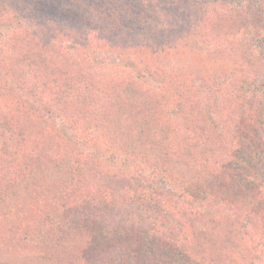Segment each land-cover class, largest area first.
Segmentation results:
<instances>
[{"label": "trees", "instance_id": "1", "mask_svg": "<svg viewBox=\"0 0 264 264\" xmlns=\"http://www.w3.org/2000/svg\"><path fill=\"white\" fill-rule=\"evenodd\" d=\"M94 5L102 13V5ZM111 10L108 8L109 14ZM129 26L124 29L134 32L124 33L127 38L122 42L126 45H112L110 35L102 29L103 34H98L92 26L86 30V40L96 45L104 42L109 49L119 48L123 53H140L147 61L143 62L146 72L113 66L104 73L91 65L92 58L84 60L88 58L83 52L86 47L65 50L67 61L77 59L80 73L73 66L60 72V99L65 108L57 116L50 97L55 92L45 83L29 78L21 81L15 68L13 87L4 86L0 76V226L5 224L8 242L23 245L30 241L36 245L35 239H40L37 246L43 247L49 245L46 233L53 228L58 229L53 234L61 233L54 236L56 241L67 239L79 226L75 221L80 215L82 222L90 220V224L82 223L87 232L81 234L83 237H91L95 231L104 238L120 239V245L129 239L124 244L127 249L123 245L115 254L105 252L103 245L97 246L100 252L96 250L95 262L99 264H132L130 256L138 255L144 247L151 249L152 241L163 256L161 262L167 256L179 261L184 258L187 263L215 264L208 256L213 249L222 250L210 242L215 228L223 230L227 240L241 244L243 262L249 259V264H264V92L255 86L246 88V100L240 109L227 100L229 108L221 127L216 125V109L207 112L201 105L198 113L194 111V97L184 96L177 108L179 102H173L174 96L156 97L162 89L172 96V85L163 84V80L152 86L142 79L143 73L150 76L155 72V56L161 50L154 44H139L141 28L137 24ZM118 27L121 22L113 21L107 29L117 34L114 31ZM19 35L23 36L18 37L21 43L33 42L39 50L47 49L44 47L51 42L39 41L37 34L26 29ZM259 39L263 42L264 35ZM4 44H0V74H9L13 50ZM23 51L21 48L19 54ZM148 62L154 63V69ZM96 77L100 84L94 81ZM112 88L136 100L142 96L140 103L146 112L113 111V98L104 96ZM223 102L218 107H224ZM170 103L184 110L180 120L169 111ZM55 119H59L57 126ZM176 139L178 144L174 143ZM108 162L114 172L107 175V180L120 178L122 184L108 183L101 191L79 192L73 197L68 194L72 199L63 206L66 226L41 218L30 228L25 224L23 207L15 205L17 214L12 212V204L16 200L20 204L22 195L33 190L35 177L50 170L60 174L62 170L73 185L85 180L88 169L102 168ZM11 212L14 220L9 218Z\"/></svg>", "mask_w": 264, "mask_h": 264}, {"label": "rangeland", "instance_id": "2", "mask_svg": "<svg viewBox=\"0 0 264 264\" xmlns=\"http://www.w3.org/2000/svg\"><path fill=\"white\" fill-rule=\"evenodd\" d=\"M94 4L102 5V13L94 8ZM108 8L112 9L110 14ZM43 10H46L45 13L42 12ZM106 19H110V22L107 23ZM113 21L121 22V27L114 31L117 34H110L107 29ZM130 24L133 26L137 24L142 30L139 33V44L145 46L154 44L161 50L158 56H155L154 66L157 71L155 69V72L149 73L150 76L143 73L142 77L152 86L163 80L165 81L163 84L172 85V96L164 93L162 89L157 93V98L174 96L173 102H179L178 108L182 105L181 99L184 96L194 97L197 101L194 111L198 113L201 105L207 112L216 109L215 115L218 119L216 125L221 127L224 125L223 119L229 108L227 100H232L239 108V105L243 106L246 100V88L255 86L264 92V41L260 42L259 39L264 35V0H152L151 2L150 0H0V44L6 43L5 48L13 50L10 57L14 62L11 64L13 69L9 74L5 72L0 74L1 82L6 87H13L15 83L13 78H16L13 77L15 68L16 75L20 73L22 77L21 81L29 78L31 81L37 79L42 84L45 83L49 91L55 92L50 97L53 99L57 116L59 110L65 108L64 100L60 99L63 96L60 72L71 66L79 72L76 67L77 59L67 61L65 50L86 47L83 52L88 54V58L84 60L90 61L92 58L91 65L97 69L102 68L100 70H104V73H109L106 72L107 69L113 66L128 70L136 68V71L144 69L146 72L143 62L147 61H144V56L140 53L131 50L123 53L119 48L109 49L107 45L104 46V42H98L96 45L94 41L90 43V39L86 40V30L92 26L97 28L98 34L102 29L105 34L110 35L112 45L116 43L126 45L122 42L127 38L124 33L134 32L132 28L124 29L130 27ZM25 29L37 34L41 42L51 41L44 47L47 49L39 50V46L33 45V42H30V45H26V42L21 43L18 37L21 39L23 36L19 35V32H24ZM71 34L72 36L69 37ZM68 46L71 47L68 49ZM21 48L24 51L19 54ZM73 56L76 57V53ZM151 63L148 62L152 66L154 63ZM32 76L35 78L32 79ZM94 81L100 84L97 77ZM110 86H113L112 81ZM104 96L113 98V111L146 112L145 106L140 103L142 96L136 100L132 95L124 96L115 88H112L110 93L105 92ZM223 99L224 107H218ZM174 106L170 103L168 109L180 120L184 110L179 111ZM58 120L54 121L56 126ZM178 126L181 127L183 124L179 123ZM174 143L178 144V140L176 139ZM101 169L103 172H98ZM115 169L119 172L116 167ZM113 170L109 162L99 169L95 166L88 169L85 180L73 185L69 184L70 181L64 171L61 170L60 174H56L50 170V173L48 171L32 180L33 190L22 195L20 204L16 202L17 200L12 204V212L17 214L14 210L15 205L23 207L25 224H29L30 228L37 226L34 222L42 221L41 218L66 226L63 206L73 196H77L79 192L101 191L108 183L113 186L122 184L120 178L107 180V175L114 172ZM68 194H72V197L69 198ZM12 212L9 218L14 220L15 216ZM18 215L22 216L21 213ZM75 223H79V226L74 227L75 232L71 231L67 239L56 241L57 238L54 236L61 233H53L58 229L53 228L46 233L49 245L43 247L37 246V240L40 239H35L36 245L30 241L23 245L8 242L3 224L0 226V264H99L98 261L95 262L97 246L103 245L105 252L115 254L126 242H129L127 238L125 243L120 245V239L107 236L104 238L95 231L91 237H83L81 234L87 235V232L82 223L90 224V220L82 222L78 215ZM212 229L213 227L210 230ZM218 229L215 228L216 232L213 233L210 242L222 247V250L211 249V254H208L210 258H214L215 264H235L236 261L249 264V259L246 262L241 259V244L232 239L227 240L229 238L225 236L224 231ZM30 231L37 235L34 229ZM210 232L208 231V234ZM87 242H89L88 246H86ZM210 245L207 246L211 248ZM219 252H224V256L222 253L218 254ZM161 257L163 256L160 250H157L156 242L152 241L151 249L144 247L138 255H131L130 259L133 261L132 264H199L193 260L187 263L184 258L179 261L180 258L173 260L167 256L165 261L161 262ZM219 257L222 259H217Z\"/></svg>", "mask_w": 264, "mask_h": 264}]
</instances>
